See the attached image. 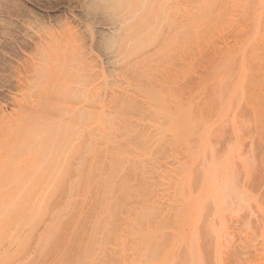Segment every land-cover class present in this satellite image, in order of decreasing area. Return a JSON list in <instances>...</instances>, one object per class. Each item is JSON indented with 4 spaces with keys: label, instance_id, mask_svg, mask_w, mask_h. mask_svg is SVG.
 Wrapping results in <instances>:
<instances>
[{
    "label": "bare ground",
    "instance_id": "bare-ground-1",
    "mask_svg": "<svg viewBox=\"0 0 264 264\" xmlns=\"http://www.w3.org/2000/svg\"><path fill=\"white\" fill-rule=\"evenodd\" d=\"M225 1L222 8L218 0H199L198 13L183 17L182 66L189 68L191 52L195 53L197 65L211 68L208 75L197 79L196 95L199 98H180L169 109L170 106L164 103L167 85L160 83L154 87L138 84L133 85L132 90L112 97L115 110L102 109L95 114L72 112L70 124L63 125L55 120L59 123L53 121L50 126L44 122L38 127V120L30 122L25 116L24 119L20 117L23 126L20 125L21 141L19 139L18 146L21 144V150L19 147L17 150L21 152L19 155L31 158L24 175H32L28 181L24 176L26 186L23 193L31 191V194H37L35 197H40L41 203L39 192L27 188L31 187L28 183L32 178L43 181L44 175L50 171L54 175V186L58 187L62 182V170L68 167L73 172L64 194L55 192V197L62 195L61 203L52 211L51 218H48L50 220L35 233L36 238L31 232V220H38L37 215L40 217L41 213L43 216L45 212L41 211L43 208H40L38 200H34L37 203L32 201L34 205L27 201L30 193L26 198L23 196L26 204L22 209L25 219L22 225L31 226H28L30 230L26 229L35 238L34 253L38 264H104L106 251L115 255V259L127 255V264H169L174 261L175 253L168 255L170 252L159 244V239L164 236L165 223L168 222L161 213L165 208L172 210L169 220L173 219L177 225L172 233L173 241L186 244L179 256L189 258L188 264H202L197 249V228L207 204L213 206V217H209L210 221L207 220L209 218L205 219L208 221L206 227H209V232L215 233L218 247L223 223L220 221L215 227L211 221L215 216L221 217L228 208L227 195L236 192L232 175L234 161L239 160L247 177L251 162L238 157L234 144L222 156L216 157L212 137L214 139L218 130L214 127L217 124L221 126L224 117L246 101L252 111L253 123L259 129L261 140H264V0ZM224 33L231 34L230 41H223ZM115 40H112V44ZM155 55H149L147 63L153 62ZM212 82L214 86H210ZM59 90L56 89L58 96L63 92ZM136 106L141 109L134 113L135 116L133 108ZM234 119L235 116L232 118V132L236 134L240 125L245 126L246 123ZM78 121L80 126L86 127H80L85 129L83 135L87 136V142L84 141L86 136H82L85 145L83 141L70 143L72 139H78L79 134L82 135ZM152 129L158 131L153 133ZM48 131L54 134L52 141ZM192 136L197 138L193 143L190 141ZM165 138H168L167 142ZM45 139L50 141L49 146ZM74 144L79 146L75 147ZM81 145L83 147L80 149ZM164 151L176 159L172 168L163 166L159 155ZM179 153L184 156L177 158ZM74 155L79 157L76 159ZM48 156L50 159H47ZM198 160L201 162L200 181L197 191L192 192L191 163ZM151 171L157 173L156 183L150 181ZM138 176H141L142 183L150 192H161L167 197L137 207L122 219L120 212L123 206L141 192L140 187L132 182ZM39 181H33L36 187L41 184ZM239 198L242 196L236 195V202H239ZM5 206L8 208L2 210L5 209L6 213L9 206ZM4 212L0 213V217L4 216ZM262 219L264 223V215ZM120 226H123V232ZM30 239L24 237L20 241V259H17L20 262L15 263V259L8 254L3 255L2 264H30L25 260ZM173 245L172 249L175 248ZM217 263L221 264L218 259Z\"/></svg>",
    "mask_w": 264,
    "mask_h": 264
},
{
    "label": "rangeland",
    "instance_id": "rangeland-1",
    "mask_svg": "<svg viewBox=\"0 0 264 264\" xmlns=\"http://www.w3.org/2000/svg\"><path fill=\"white\" fill-rule=\"evenodd\" d=\"M218 1L223 8L226 1ZM198 6L199 0H0V210L4 212L2 208L9 206L4 216L0 217V264L3 263L2 257L8 254L18 263L20 241L24 237L31 238L25 260L30 264L39 263L34 253L35 233L50 220L48 218L52 216V211L61 203L62 195L55 197V192L62 194L67 190L66 183L73 176V172L65 167L62 170V182L55 187L52 179L54 175L49 167L44 180L41 178L43 181L32 178V185L26 182L31 186L27 188L39 192L42 202H39L40 197H35L37 194H31L28 189L30 194L23 193L26 186L24 179L28 181L32 175L30 177L25 173L24 178V170L31 158L19 155L20 151L18 153L21 150V144L18 146L21 141L19 134L23 126L20 117L24 119L25 116L30 122L38 120L37 125L44 122L50 125L55 120L63 125L70 124L72 112L95 114L102 109L115 110L116 107L111 103L112 97L130 91L133 85L138 84L154 87L160 83L167 85L164 103L170 106L169 109L180 98L198 97L197 79L208 75L210 66L204 68L197 65L195 53L191 52L189 68L181 64L183 17L198 13ZM223 37L224 42L231 40L229 33H224ZM113 39L116 40L112 44ZM152 53L157 54L156 58L147 63L146 58ZM214 84L212 82L210 86ZM56 89L63 91L60 96ZM140 109V106L134 107L133 114H137ZM234 110L224 117L221 126L217 124L214 127L218 130L214 139L212 137L214 152L219 158L234 144L238 157L250 160V174L247 177L239 160L234 161L232 175L236 192L227 195L228 208L221 217L215 216L211 221L215 227L220 221L223 223L218 247L215 233L209 232V227H206L213 217V206L207 204L203 210L197 228V249L202 264H219L217 259L221 264H264V140H261L259 129L253 123L252 111L247 102H241ZM234 116L235 121L246 123L240 128L238 126L236 134L232 132ZM78 122L75 123L81 129L83 126ZM83 130L80 131L82 135L79 134V137L76 136L78 139H72L70 143L83 141L82 136H86ZM50 131L48 137L50 134L51 140L54 134L51 135ZM151 131L156 133L158 130ZM43 137L49 139L46 135ZM195 137L190 138L192 143L197 139ZM168 138H165L166 142ZM48 141L47 145L50 143ZM49 156L47 159L52 157ZM182 156L179 153L177 158ZM159 157L164 167L172 168L175 165L176 159L168 151ZM200 163V160L191 163L192 192H196L199 186ZM140 177L132 182L140 187L141 192L123 206L120 212L122 219L137 207L167 197L161 192H150ZM149 177L152 183H156V172H149ZM34 180L41 184L36 187ZM236 195L242 196L239 202H236ZM23 196H27L31 205L39 202L40 208H43L41 211L45 212L43 216L41 213L40 217L37 215L38 220H31V232H34L32 235L35 238L31 237L30 224L27 227L22 225L25 223L22 209L26 204ZM161 213L168 222L165 223L164 236L159 239V244L170 252L168 255L175 253L174 261L169 264H188L189 258L179 256L186 244L173 241L172 233L177 225L173 219L169 220L172 210L165 208ZM123 230V226H120V231ZM105 254L104 264H117L118 261L127 264V255L115 259V255L107 251Z\"/></svg>",
    "mask_w": 264,
    "mask_h": 264
}]
</instances>
